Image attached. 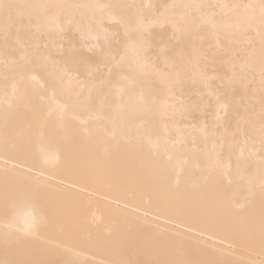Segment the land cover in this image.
I'll return each instance as SVG.
<instances>
[{
  "label": "snow or ice",
  "instance_id": "6c2138e0",
  "mask_svg": "<svg viewBox=\"0 0 264 264\" xmlns=\"http://www.w3.org/2000/svg\"><path fill=\"white\" fill-rule=\"evenodd\" d=\"M119 7L126 6L18 4L0 0L4 63H9L10 44L17 45L23 53V63L17 69L23 72L41 58V47L47 50L50 43L57 38L63 40L70 31L73 36L78 32L84 41L93 40L94 44L89 48L93 55L90 57H84L74 44H70L66 51L61 50L59 60H53L51 56L43 59L58 66V75H54L51 81L53 89L62 87L65 77L72 79L70 67L96 65V76L92 79H98L99 84L90 83L88 79L79 81V90L74 95L79 105L90 107L95 90L102 91L104 87L117 90L115 101L107 97L101 100L95 117L111 124L112 130L108 135L113 139L118 133L125 137L133 132L139 135L140 129L134 127V122L145 117L149 123L158 117H168L179 131L177 115L183 119L193 116L198 109V104L189 108L185 100L191 96L192 88L196 89L201 100L205 95L215 96L217 101L224 97L235 99L238 94L241 100L231 120L218 116L211 131L207 125L201 129L204 148L194 153L195 158L202 161V166L197 165L200 174L192 185L194 194L177 197L171 204V210L207 219L214 228L230 237L232 243L228 250L210 249L197 257L188 249L174 246L163 235L137 238L130 231L121 241L97 238L95 243L111 252L105 264H264V0H259V3L150 5L151 13L145 16L141 12L135 22L112 11ZM74 9H97L101 15L97 18L93 12L91 15L68 16V11ZM105 13L110 25L117 26L116 30L110 31L105 26ZM120 28H123L122 34ZM45 39L47 42L42 44ZM11 63L17 62L13 59ZM104 69L107 70L106 75ZM85 91L87 96L80 101L79 97ZM244 98L248 100L246 105L243 104ZM59 107L60 119L63 120L68 105ZM220 107L227 113V104ZM71 118L78 117L73 114ZM148 139L151 142L150 136ZM173 143L187 146L189 141L185 138ZM3 146L5 149L11 146L17 155L25 158L34 151L44 167L60 162L59 155L52 153L43 141L32 145L18 138L10 140L5 135ZM157 147L158 163L163 170L172 156L168 155L167 161L163 160L159 141ZM225 147L228 149L226 163L223 159ZM257 154L258 161L254 159ZM233 163L238 173L258 165L261 186L259 212L253 210L239 221L219 204V197L232 184L229 178L226 186L224 177L232 171ZM22 169L23 164L14 165L11 171L4 169L3 199L14 211L19 210L31 218V225L23 230V235L39 239L40 225L46 219L44 208L49 207L58 214L62 194L39 179H30ZM26 171L31 172L32 169ZM37 175L42 176L43 172ZM236 207L244 209L245 205ZM5 228L6 242L22 231L19 228L13 230L11 224H6ZM257 254L259 260L255 258ZM0 264L56 262L25 255L0 259Z\"/></svg>",
  "mask_w": 264,
  "mask_h": 264
},
{
  "label": "bare ground",
  "instance_id": "6f19581e",
  "mask_svg": "<svg viewBox=\"0 0 264 264\" xmlns=\"http://www.w3.org/2000/svg\"><path fill=\"white\" fill-rule=\"evenodd\" d=\"M10 2L120 5L126 7L113 8L112 11L135 22L141 12L145 16L151 13L152 9L148 7L150 5L259 3V0H10ZM93 12L97 18L100 17L101 13L97 9H74L69 10L67 15L80 13L91 15ZM104 22L110 31L116 30L117 26L110 25L107 13L104 14ZM119 30L122 34L123 28ZM45 42L46 39L41 43ZM70 44H74L84 57L93 55L89 48L94 41H84L78 32L73 36L70 31L63 40L57 38L54 43H50L47 50L41 47V58L21 72L17 69L18 65L23 63L22 51L17 45L10 44L9 63L5 65L3 41L0 37V259L32 255L54 261L56 264H105L111 252L96 244L97 238L121 241L130 231L134 232L137 238L163 235L174 246L188 249L197 257L210 249L228 250L232 243L230 237L214 228L207 219L171 210V204L177 197L194 194L192 185L200 174L197 165L202 166V161H198L194 153H199L204 148L201 129L207 125L211 131L218 116L231 120L241 95L238 94L235 99L224 97L219 101L215 96L205 95L201 100L199 93L192 88L191 96L185 100L189 108L198 104V109L193 116H186L183 119L177 115L179 131L168 117H158L152 123L145 117L134 122V127L140 129L139 135L133 132L131 136L125 137L118 133L117 138L113 139L108 135L112 130L111 124L107 120L95 117L98 115L97 109L101 100L107 97L110 101H115L117 90L109 87H104L102 91L95 90L93 104L90 107L79 105L74 95L79 90V81L88 79L90 83L99 84L98 79H92L96 76V65L81 64L79 67H70L71 80L65 77L62 87L57 86L55 89L51 85L54 75H58L56 72L58 66L46 62L43 57L51 56L53 60H59L61 50L66 51ZM13 59L16 60V64L11 63ZM104 73L107 74L106 69ZM86 96L87 91L79 100L84 101ZM247 103V98H244L243 104ZM65 104L68 105V109L65 119L61 120L59 106ZM222 104L228 105L227 113L220 107ZM73 114L78 118H71ZM5 135L10 140L18 138L32 145L43 141L52 153L59 155L60 162L55 166L44 167L42 160L34 151L26 158L21 157L11 146L4 148ZM185 138L189 141L187 146L173 143ZM193 139L195 143H192ZM157 141L163 160L167 161L168 155L172 156V160L163 170L158 163ZM208 143L211 148V142ZM227 151L225 147L223 157L225 163ZM254 159L258 161V154ZM234 160L235 157L233 162ZM17 164L24 165L21 171L30 179H39L62 194L58 214H54L49 207L44 208L46 219L40 225L39 239L23 235V230H27L31 225V218L24 216L19 210L14 211L3 199L4 169L11 171ZM29 168L32 169L31 172L26 171ZM41 172L43 175L38 176L37 174ZM109 176L117 178L109 179ZM229 178L232 184L219 197L220 206L237 221L253 210L258 213L261 202L258 165L245 168L238 173L233 163L232 171L224 177L226 186ZM239 204H244L245 208H237ZM6 224H11L13 230L16 228L22 230L16 233V238L7 242L4 239ZM255 258L259 260L260 257L257 254Z\"/></svg>",
  "mask_w": 264,
  "mask_h": 264
}]
</instances>
